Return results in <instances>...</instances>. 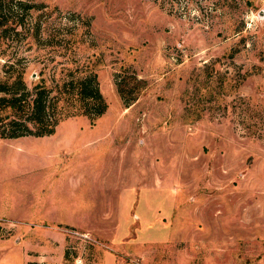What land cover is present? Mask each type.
Listing matches in <instances>:
<instances>
[{"label":"rangeland","instance_id":"obj_1","mask_svg":"<svg viewBox=\"0 0 264 264\" xmlns=\"http://www.w3.org/2000/svg\"><path fill=\"white\" fill-rule=\"evenodd\" d=\"M2 1L0 78L108 107L0 138V264H264V0Z\"/></svg>","mask_w":264,"mask_h":264},{"label":"trees","instance_id":"obj_2","mask_svg":"<svg viewBox=\"0 0 264 264\" xmlns=\"http://www.w3.org/2000/svg\"><path fill=\"white\" fill-rule=\"evenodd\" d=\"M163 3L164 0L160 1ZM17 4L35 6L21 0ZM4 5L0 0V8ZM4 21L6 18L0 19V24ZM17 22L20 21L15 20ZM5 65L6 74L0 78V138L51 134L61 119L75 115H85L93 124L108 107L93 70L80 69L76 65L67 68L52 84L42 76L29 86L24 80V67L13 75L11 71L17 66L16 62L7 60ZM115 82L119 95L128 105L136 99V89L144 80L133 71L129 75L116 73Z\"/></svg>","mask_w":264,"mask_h":264},{"label":"water","instance_id":"obj_3","mask_svg":"<svg viewBox=\"0 0 264 264\" xmlns=\"http://www.w3.org/2000/svg\"><path fill=\"white\" fill-rule=\"evenodd\" d=\"M259 14H260V15H262V14H263L262 10L259 12Z\"/></svg>","mask_w":264,"mask_h":264}]
</instances>
